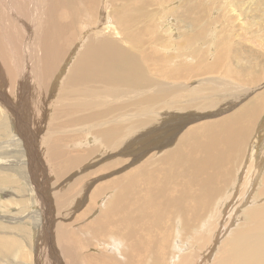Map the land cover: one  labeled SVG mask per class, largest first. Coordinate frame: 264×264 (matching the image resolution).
<instances>
[{
  "label": "bare ground",
  "instance_id": "obj_1",
  "mask_svg": "<svg viewBox=\"0 0 264 264\" xmlns=\"http://www.w3.org/2000/svg\"><path fill=\"white\" fill-rule=\"evenodd\" d=\"M150 5L157 10L149 9ZM161 5L160 0H0V100L7 105L6 112L14 114L16 121L14 118L11 122L19 129L11 142L23 148L35 147L36 162L28 164L31 175L34 177L37 172L38 177L42 171L48 176L43 183L53 181L40 184L42 190L34 192L35 198L40 196L54 202L49 209H41L39 215L44 221L36 215L39 220L35 223L38 222V227H51L61 252L49 247L55 251L49 254L51 260L45 256V261L43 257V264H152L154 261L168 264L169 256L171 263L179 260L177 264H190L193 256L189 253L181 257L184 248L179 244H183L179 237L188 239L189 243L206 242L209 236L205 230L210 222L203 223L201 231L192 232L195 223L204 219L205 212L208 215L205 207H213L227 186H240V175H233L236 166L223 163H229L233 152L238 153L244 144L241 141L247 128L235 129L241 114L189 128L179 138L175 150L160 156V164L146 161L129 170L124 168L105 183L102 179L103 182H96L101 176V166L110 168L117 164H100L91 171L86 169L91 164H82L92 155L78 153L81 146L77 140L84 134L92 139L93 135L100 137L102 145L109 150L122 145L134 146L141 140L147 146L158 137L149 135L158 132L161 125H167L166 117L174 115L173 111L215 108L225 102L226 96L217 100L231 87L234 91L247 80L255 81L253 76L250 80L243 75H233L232 80L226 78L223 65L227 50L214 63L208 64L204 58L200 65L196 64L192 51H176V46V53L162 52L171 46L165 44L160 23L164 22L171 33L176 28L164 21L163 17L169 14ZM191 9L185 11L189 18ZM66 38L73 40V46L67 44ZM192 46L188 42L185 49L193 50ZM68 52L70 59L65 56ZM148 60L153 61L152 66ZM151 68L157 71V76L151 73ZM214 73L215 78L205 77L198 87L191 84L199 74ZM57 87L59 91L55 95ZM263 101L264 96L254 101L256 109H260ZM225 109L218 114H223ZM210 111L206 115L215 116ZM2 113L0 134L4 135L10 129V121ZM202 113H188L187 122L206 116ZM45 118L47 131L40 145L45 162L50 164L39 161L40 150L30 143L31 130L41 129ZM168 125L171 127L163 126L165 131L161 137L169 135L167 129L175 131L181 127L175 121ZM81 130L83 134H77ZM71 132L77 133L69 135ZM133 134L137 137L132 138ZM199 147L207 150L206 160L201 161L197 154ZM9 176L0 173V181L8 180ZM11 176L15 178L16 173ZM14 183L17 184L16 179ZM17 191L13 188V192ZM149 206L155 207V214ZM79 207L81 215L75 217L76 214L72 220V214ZM95 210L98 215L94 220L83 218ZM176 212L181 230L177 227L176 234L173 232L170 250H167L166 237L161 239L162 245H156V251L152 240L142 241L149 226H164L168 215L174 216ZM247 213L252 223L239 225L226 238L214 264H264V204L248 209ZM32 218L35 220V216ZM21 231L20 227L0 223V259L8 264H26L24 259L30 258L22 250V241L17 239V235H23ZM81 243L83 251L79 249ZM105 245L106 250L102 249ZM92 246L102 249L106 257L103 253H93ZM151 250L154 254L150 256ZM192 254L195 257V252Z\"/></svg>",
  "mask_w": 264,
  "mask_h": 264
},
{
  "label": "rangeland",
  "instance_id": "obj_2",
  "mask_svg": "<svg viewBox=\"0 0 264 264\" xmlns=\"http://www.w3.org/2000/svg\"><path fill=\"white\" fill-rule=\"evenodd\" d=\"M192 1L193 3H189L188 0H160L162 5L166 7V13L169 14L168 17H163L164 21H168V23L170 22V24L176 28V31H173V33H171L169 32L168 27L166 28V26H164V22L163 24L162 22H158V25L159 23L161 24V26L163 25V28L161 27V29L162 32H164L163 37L165 36L164 38H166V46H171V49H163L162 52L165 50L170 53H176L177 49L181 52L192 51L194 54L193 56L196 58V64L200 65L203 62L204 58H206V63H214L218 59V56L221 55L222 52L227 50V53L225 54L227 58L224 60L223 65V69H225V71L227 72L226 78L231 79L233 75L236 77L238 75H243V78H248L250 80L253 76L255 78V81L257 82L254 81L253 83H250L247 80L248 82L245 81L244 83H241V86H238V90L234 91L232 90L233 87H231L230 91L226 92L225 94L223 93V97L217 100V102H219L222 100V98H225L226 96L225 102L223 101L217 106H214L215 108L211 107L206 109H188L190 112H188V110L178 108L176 111H173V114L175 115L176 113L178 116L170 115V113L167 114L170 115H166L167 125H161V127L158 129L159 133L155 131V133L153 132V135H149V137L158 136L159 139L157 140L158 137H156L153 142H151V144H148L147 146L146 144H144L145 140H141L134 146H131L132 144L128 145V147L127 145H122L116 150H109V148L104 147L102 145L100 137L93 135L92 139L91 136L88 137L85 134L77 140V143H79L81 146H78L81 148V150H78V153L90 152L92 154L87 158V160L82 163L91 164V166L88 167L90 169L86 168L88 171H91L92 169H97L100 164H117V166L110 168H108V165L101 166L102 170L100 171V173L102 177L98 176L96 178V182L101 183L104 181L103 183H105L111 177L119 175L120 171L123 172L122 170L124 168L125 170H129L135 168L138 164L145 163L146 161H149V164H160V161H158V159L165 156L166 151L168 153L169 151L171 152V150H175L176 146L178 145L179 138L185 135L189 128L194 127L195 125L198 126L208 123L210 122L209 120L215 119V121H217L219 118L221 119L228 116L233 117L236 114H241L242 118L239 122L236 123L235 129L237 130L239 128H247L246 135H244L245 139H242L241 141L244 144L239 147L238 153L233 152L232 160L229 163H223L234 164L236 166L233 175H240V186H237L236 188H234V184L227 186L226 189H224V191L220 193L215 199V205L213 207L209 206L210 211L209 209H207V207H205V209L208 211V215L207 212H205L203 215L204 219H200L195 223L194 227L192 228V232L193 230L196 232L201 231L203 229L202 224L210 222L208 230H205L209 236L206 242L199 243L198 241H195L194 243H189L188 239L182 236L179 237V239L183 242V244H179L184 248L181 257L189 253H191V257L193 256V260L190 261V264H214V262L219 257V249L223 245L226 238L232 236L233 232L238 229L239 225H246L252 223L251 215L247 213V210L252 209L254 207H260L264 204V106L262 107L264 101L260 106V109H256V105L254 106V101H256L261 96H264V0ZM155 6H157V4ZM155 6L150 5L149 9L154 10ZM188 8H192L191 18H189L185 13ZM65 40L67 41L68 45L73 46V40L71 38H66ZM188 42H191V44L193 45V50L185 49L186 44ZM176 46L177 48L175 51ZM65 56L70 59V52L66 53ZM60 62L62 63L63 60L61 59ZM148 63L151 66L153 65L152 60H148ZM241 67L243 68V71ZM151 73L157 76V71H155L154 68H151ZM207 76V79H213L215 78V76H217V74H199L193 79V81H191V84L193 85V87H198L200 86V82L205 80V77ZM58 80L59 77L55 79V81L57 82ZM58 91L59 89L57 87V89L55 90V95L58 93ZM232 94L235 96L237 95L239 97L234 98ZM230 99L231 101H229ZM229 103L232 105H230ZM0 104L2 105V110L0 109V111H3V118L7 117L10 121V129L7 131V133H5L4 135L0 134V143L3 142V148L0 146V173L4 172L10 175L8 180L0 181V223L8 226H17L22 229L20 233L23 235H17V239L19 241H22L20 242L22 243V250L25 252V254L27 252L28 257L30 256V258L24 259V262H27L26 264H43V257L44 259L46 257L50 259L51 255L49 254L53 255L52 251H55L54 248L60 252L57 243L52 235L51 227H38V222L35 223L36 219L39 220V218L41 221H44L41 218L43 216L39 215L41 213L42 208L45 209V207H47L46 209H49L50 207L54 206V202H50V200H46L40 196H37L35 198L36 195L34 194L36 189L42 190L40 184H42L43 180L47 179L48 176L47 173H43L42 171L41 173L43 175L39 173L38 177L37 172L34 177L31 175L28 164H31L32 161L36 160V157H34V155H37L36 150H34L35 147L23 148L19 143L15 142L14 144H12L11 138H13L14 135L19 132V129L17 128V125H15V122H11V120H14L15 118L13 116L14 114L11 112H6L7 105L5 106V103L3 104L2 100H0ZM226 104L228 105L226 106ZM223 105H225L224 107L226 109L223 108L221 110L225 109V111L222 112L223 114H218V112L221 111L218 108ZM199 110L201 111L199 112ZM203 111L205 115L208 114L209 111L213 112L210 114H216L215 116H198L195 117L193 120L187 122L186 119L189 120L190 118L188 116V113L195 115H204L202 113ZM182 120H186L184 121L186 123L183 124ZM173 121H175L177 124H180L181 127L175 131L167 129L166 131H168L169 135L161 137L162 133H164L165 131V129L163 128L171 127V125L168 124L171 123L173 125ZM46 131L47 125L45 118L44 125L41 129L34 128L33 130H31L30 136L33 138H31L32 140L30 143L36 144L37 148H39L41 156V158L39 157V161L43 164H50L48 161L45 162L40 145L43 141L41 139L46 133ZM73 133L77 132H71L68 134L71 135ZM77 134H83V130H81ZM136 135L137 134H133L132 138L137 137ZM86 136L88 138H86ZM171 140L173 141L171 142ZM72 144L73 143H70V145ZM85 145L91 146H87V149L85 148ZM190 150L191 147L189 146L188 151ZM66 153L67 155H71V153L67 150ZM101 154L103 156H101ZM197 154L200 156L201 161L207 159L208 152L206 149L199 147ZM136 157L139 158L137 159ZM40 159L44 161H41ZM220 164H222V162ZM237 167L240 168V170H238ZM15 173L16 177L13 178V176L11 175ZM15 179L17 181V184L14 183ZM101 179L103 181H101ZM52 183L53 181H49L43 184L46 185ZM13 188H17L18 191L13 192ZM220 196L224 198L220 200ZM10 200L13 203H11ZM154 200L157 202L155 198ZM87 202L88 197L86 203ZM44 203L46 205L48 203L49 204L45 206ZM24 205L26 207L23 210ZM81 206L83 205H80V207ZM80 207L72 214V220L78 215H81L82 209ZM151 208L155 214V207ZM99 209H101V207ZM217 209L219 210L217 211ZM79 210L81 211L79 212ZM177 213L178 212H176L174 216L173 214L172 216L168 215L173 218H166L164 220V226L162 224H152L151 226H149V231L142 238V241L152 240L153 242L151 241V244L154 246V250L156 251V245H162L164 242H162L161 239L163 237H166L168 241H166L167 250H170V248L172 247V244L170 242H172L173 232L176 234L177 227L181 230L179 222L180 218L177 217ZM31 215L32 217L35 216V220L31 217ZM97 215L98 210H95L92 212L91 215L84 216L83 218H85L86 220L90 218L94 220ZM60 218V220H63L62 217ZM47 219L48 217H46L45 220L47 221ZM164 228L168 231L166 232ZM185 233L191 234V231H186ZM14 237L16 238V236ZM146 237L148 239H146ZM51 246H53L54 248H51L50 250L49 247ZM79 249L81 251L84 250L82 247V243L79 245ZM91 249L93 253H103V256L106 257V253L102 249L106 250L108 249V246L105 245L104 247H102V249L92 246ZM192 252H195V257ZM36 254H39L40 256H37ZM153 254L154 251L152 250L148 253V255L150 256ZM98 258L100 257L98 256ZM46 260L47 259H45V261ZM58 261L61 260L59 259ZM171 261L172 260L169 256L168 264H177L179 260H176L174 263H171ZM5 263L8 264L7 261H3L2 259H0V264ZM152 264H155V261Z\"/></svg>",
  "mask_w": 264,
  "mask_h": 264
}]
</instances>
